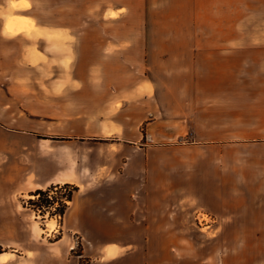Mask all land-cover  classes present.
Returning a JSON list of instances; mask_svg holds the SVG:
<instances>
[{"label": "rangeland", "instance_id": "1", "mask_svg": "<svg viewBox=\"0 0 264 264\" xmlns=\"http://www.w3.org/2000/svg\"><path fill=\"white\" fill-rule=\"evenodd\" d=\"M12 1L0 0V32L12 40L10 55L15 59L0 86L19 87L26 95H10L12 105L4 109L11 120L18 116V107L26 111L24 128L42 140L43 172L55 164L64 179L79 176L82 185L86 181L84 190L114 183L123 169L145 168L142 160L131 162L130 156L148 146L170 143L146 141L152 116L146 94L153 87L159 94L186 81L172 76L183 65L164 64L152 56L153 51L174 56L182 41L198 39L264 40V0H198V17L195 0H26L23 10L12 9ZM112 11L117 17L110 16ZM13 15L29 18L32 28L19 35L7 34L4 24ZM132 46H140L145 58ZM170 73L172 78L166 79L164 75ZM176 126L180 134L186 133ZM123 135L134 140L138 135L139 141L119 140ZM33 151L30 139L19 148L28 190L34 187ZM17 163L12 161L11 171L18 170ZM74 188L73 197L78 199L81 194L75 184L45 190L57 200L45 213L30 204L39 200L34 193L14 197L11 223L0 224V257L4 259L0 264H50L52 260L99 264L97 245L67 233L65 215L57 213L62 201L70 205L65 196ZM171 211L172 230L187 237L169 241L171 248L181 251L178 264H200L201 260L210 264L221 248L210 239L214 232L242 230V226L221 228L194 203L180 202ZM227 242L238 253L246 244L252 255L264 257V240ZM115 255L112 247L103 260Z\"/></svg>", "mask_w": 264, "mask_h": 264}, {"label": "crops", "instance_id": "2", "mask_svg": "<svg viewBox=\"0 0 264 264\" xmlns=\"http://www.w3.org/2000/svg\"><path fill=\"white\" fill-rule=\"evenodd\" d=\"M195 4L198 17V0ZM11 43L0 32V79L15 60ZM177 47L174 56L156 50L152 56L164 64L183 65L172 76L185 85L165 87L159 94L153 87L146 94L152 115L146 141L170 143L136 151L131 162L142 160L145 168L123 169L114 183L86 190V181L82 185L79 176L64 179L55 164L43 172L42 140L24 128L26 111L18 107L11 120L4 109L12 105L10 95L26 92L0 86V224L11 223L14 197L75 184L81 196L69 201L64 226L67 233L97 245L99 264H178L181 251L169 241L187 238L171 227L172 207L180 202L198 205L221 228L242 226L214 232L210 239L221 248L210 264H264L250 246L243 244L240 255L227 242L264 240V40L198 39ZM131 48L145 58L140 46ZM145 54L149 59V52ZM176 124L185 128L184 135ZM138 138L118 137L134 143ZM27 139L34 143V187L29 190L19 154ZM5 157L8 163L2 162ZM12 161H18L17 171H11ZM112 247L115 257L103 260Z\"/></svg>", "mask_w": 264, "mask_h": 264}, {"label": "bare ground", "instance_id": "3", "mask_svg": "<svg viewBox=\"0 0 264 264\" xmlns=\"http://www.w3.org/2000/svg\"><path fill=\"white\" fill-rule=\"evenodd\" d=\"M27 6L28 2L26 0H14L11 2L10 7L15 10H23ZM110 16L112 18L117 17V12L112 11ZM32 24L33 22L24 15H13L6 20L4 29L9 35H19L31 29ZM0 262H4L3 257H0Z\"/></svg>", "mask_w": 264, "mask_h": 264}, {"label": "trees", "instance_id": "4", "mask_svg": "<svg viewBox=\"0 0 264 264\" xmlns=\"http://www.w3.org/2000/svg\"><path fill=\"white\" fill-rule=\"evenodd\" d=\"M77 190L76 188L72 189L66 196L65 199L66 201H71L73 197V192ZM35 196H39L38 201H30V204L37 207L38 210H40L42 213H45L47 210H50L54 204L56 203L57 200H55L52 197H48V192L43 191V190H37L34 192ZM68 205L66 204L65 201H62L60 204L59 209L57 210V213L63 217L65 215V212L67 210Z\"/></svg>", "mask_w": 264, "mask_h": 264}]
</instances>
